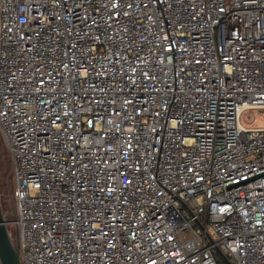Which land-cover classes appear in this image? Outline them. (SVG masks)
Segmentation results:
<instances>
[{
    "label": "built area",
    "instance_id": "1",
    "mask_svg": "<svg viewBox=\"0 0 264 264\" xmlns=\"http://www.w3.org/2000/svg\"><path fill=\"white\" fill-rule=\"evenodd\" d=\"M255 110L264 0H0L22 264H264Z\"/></svg>",
    "mask_w": 264,
    "mask_h": 264
},
{
    "label": "rangeland",
    "instance_id": "2",
    "mask_svg": "<svg viewBox=\"0 0 264 264\" xmlns=\"http://www.w3.org/2000/svg\"><path fill=\"white\" fill-rule=\"evenodd\" d=\"M250 113V112H249ZM250 115H253L254 119L250 116L249 119H252L251 123L253 125H264V114L261 110L252 111ZM243 123H247L243 120ZM249 125V124H248ZM7 186H9V191L12 194L14 188V178L12 173V159L6 150L4 145L1 133H0V201L3 209L4 216L7 220H13V212L10 207V200L8 198ZM11 199V198H10ZM10 237L14 242L15 237V226L12 223L7 225Z\"/></svg>",
    "mask_w": 264,
    "mask_h": 264
},
{
    "label": "water",
    "instance_id": "3",
    "mask_svg": "<svg viewBox=\"0 0 264 264\" xmlns=\"http://www.w3.org/2000/svg\"><path fill=\"white\" fill-rule=\"evenodd\" d=\"M9 223L10 221L4 216L0 202V264H22L18 250L17 229L15 227V237L13 242L7 229ZM216 250L225 264H232L219 248H216Z\"/></svg>",
    "mask_w": 264,
    "mask_h": 264
},
{
    "label": "flooded vegetation",
    "instance_id": "4",
    "mask_svg": "<svg viewBox=\"0 0 264 264\" xmlns=\"http://www.w3.org/2000/svg\"><path fill=\"white\" fill-rule=\"evenodd\" d=\"M7 188V192H8V198L10 200V207L12 209V212L14 213V203H13V197L12 194L10 193L11 191H9V186L6 187ZM11 198V199H10ZM1 202V201H0ZM2 206V205H1Z\"/></svg>",
    "mask_w": 264,
    "mask_h": 264
}]
</instances>
